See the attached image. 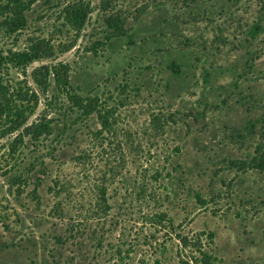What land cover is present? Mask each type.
<instances>
[{
  "label": "rangeland",
  "instance_id": "obj_1",
  "mask_svg": "<svg viewBox=\"0 0 264 264\" xmlns=\"http://www.w3.org/2000/svg\"><path fill=\"white\" fill-rule=\"evenodd\" d=\"M68 1L37 0L23 30L0 28V49L50 40L28 81L68 63L72 86L113 108L111 126L54 85L39 91L29 121L51 99L50 134L13 156V137L0 140V264H202L198 239L212 264H264V170L243 164L264 157V0H89L79 31ZM111 14L124 35L110 36Z\"/></svg>",
  "mask_w": 264,
  "mask_h": 264
},
{
  "label": "trees",
  "instance_id": "obj_2",
  "mask_svg": "<svg viewBox=\"0 0 264 264\" xmlns=\"http://www.w3.org/2000/svg\"><path fill=\"white\" fill-rule=\"evenodd\" d=\"M36 1L4 0V3H0V28H3L8 35L23 30L27 22L26 12ZM61 13L65 24L79 31L84 27L91 13L90 1H68L63 5ZM105 21L112 30L110 36L125 34L123 27L125 19L111 14ZM53 56V45L50 40L44 38L30 39L28 46L23 50L9 49L4 53L0 49V140L7 136L13 137L8 144V155L10 156L18 151L19 146L24 143V138H28L31 143L36 144L50 134L51 119L47 117L46 108L51 99L45 103L46 108L34 120L29 121V119L39 105V91L47 94L52 85L58 95H62L69 107L77 113V116L88 117L95 113L102 128L109 129L111 126L110 119L113 117V108L105 105L96 95H81L70 82V65L68 63L59 61L54 64H39L30 73L32 83L37 88L28 81L26 68L33 62ZM9 67L18 70L24 78L18 80L8 78L3 72L4 70L8 72ZM152 122L156 127L162 129V123L158 117L154 116ZM229 164L233 167L241 166L237 161H229ZM243 164H246L245 168L264 170V157L262 155L260 158H251L249 163L243 162ZM17 180L19 179H14V182H19ZM99 194L104 199L106 188L101 187ZM195 198L199 204H205L199 193H195ZM183 243L186 246L187 243L185 241ZM195 244V250L201 254L202 264H212V256L201 250L199 239ZM154 264L161 263L155 260Z\"/></svg>",
  "mask_w": 264,
  "mask_h": 264
}]
</instances>
